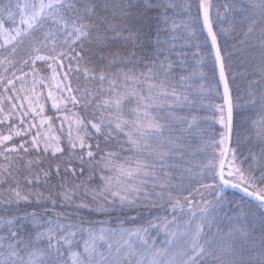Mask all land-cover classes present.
Masks as SVG:
<instances>
[{
    "label": "snow or ice",
    "instance_id": "snow-or-ice-1",
    "mask_svg": "<svg viewBox=\"0 0 264 264\" xmlns=\"http://www.w3.org/2000/svg\"><path fill=\"white\" fill-rule=\"evenodd\" d=\"M145 4L152 9L150 0ZM134 7L145 5L0 0V205L6 213L0 216V264H264V95L259 120L252 121L260 152L242 156L233 146L240 104L219 42L227 30H216L212 0H190L182 8L185 29L195 34L202 24L206 31L194 54L198 65L210 62L211 79L218 69L223 86V102L208 106L211 116H201L198 106L205 89H213L194 82L197 74L174 66L159 47L168 42L159 39L160 17L153 54L159 62L138 56V41L151 35L153 24L146 12L132 15ZM163 7L167 22V10L176 6ZM223 9L216 8L217 18L232 6ZM240 10L252 13L244 37L256 34L264 81V0H249ZM117 40L131 51H109ZM208 80L201 71L199 81ZM49 101L62 116L46 114ZM209 120V128L219 125L218 137L200 128ZM97 171L100 183L92 187ZM229 188L250 199H229ZM117 204L125 219L118 217L116 227L79 215L108 214ZM21 205H50L53 214L21 215ZM57 206L73 212H55ZM141 207L148 217L129 215ZM240 217L247 227L224 230L225 220ZM25 222L32 227L27 235Z\"/></svg>",
    "mask_w": 264,
    "mask_h": 264
},
{
    "label": "trees",
    "instance_id": "trees-1",
    "mask_svg": "<svg viewBox=\"0 0 264 264\" xmlns=\"http://www.w3.org/2000/svg\"><path fill=\"white\" fill-rule=\"evenodd\" d=\"M7 2V0H5ZM119 2V0H117ZM152 9L147 10V5L145 4V0H132L134 5H145L143 8H133L131 10L132 15L143 16L146 15L148 18L152 19V30L151 35L142 37L140 41H138L137 53L138 56H148L151 58H156L153 56L156 51L157 45L155 44L156 40V24L157 17H160L159 20V28L160 34L159 39L161 41L167 40V43H162L159 45L161 49L164 50V55H167L169 60H171L175 65L183 64L184 70L187 72H195L197 76L194 78V82L198 83H207L209 87L213 89V93L215 91H219L220 96H216L213 93H209L207 89L203 95L206 99L203 101L202 105L198 107L201 108L199 114L201 116L208 115L211 116V110L209 109L210 104H219L222 103V94L223 90L221 84L219 83V75L218 70H216L215 79H211V63L205 65L201 68L197 61L199 57L194 56L197 51V44L203 43L204 37L206 36V32L201 31V27H198L195 34H191L189 30L183 27L184 21L186 19L184 13L182 12V8L184 5L190 2V0H150ZM249 1L242 0H212L213 4V19L215 22V28L217 31L220 29L227 30L225 33H222L219 37V42L222 48V53L225 56V64H226V73L229 80V86L231 90V94L233 96L234 102L240 104V107L234 113V132H233V146H239L240 152L242 156L248 155L249 151L255 152L259 154L260 146L256 141L254 129L252 126L253 120H259L260 112H261V96L264 95V81L261 80V75L258 71L260 65V48L259 42L256 38V34L254 33L252 37L245 39L244 32L247 30L250 21L246 20V17L252 15L250 11H241V8H247ZM174 4L175 8H170L167 10L168 20L164 22L163 14L164 7L167 4ZM229 4L232 6V9L223 17H216V8L219 7L220 11L223 12V5ZM173 25H176V29L173 30ZM136 27H139L137 25ZM145 32L148 29H144ZM124 35H127L125 33ZM244 40V43L240 41ZM255 44L256 47H252L251 45ZM127 49L131 51V46L125 44L122 40H117L109 44L108 50L112 52H118L121 50ZM171 50V51H169ZM203 55V53H201ZM93 59H98V56L93 57ZM157 62H159V58H156ZM204 71L208 74V81H199V73ZM74 79V77H73ZM255 99L256 103L251 104L250 101ZM212 124V121L209 120L207 123H201L200 128L206 130L208 133L215 132L217 137L219 134V125L216 124L214 128H209L208 125ZM195 129L193 130V134H195ZM193 146L198 145V139H193ZM246 166V165H245ZM79 171V169H77ZM100 172L97 171L93 177L92 181L89 183L92 187H96L99 183ZM89 173L86 171L84 177L81 179H87ZM57 181H53L56 183ZM205 183L210 182L208 180L204 181ZM83 192V189H81ZM187 195V193H185ZM226 196L229 199L233 200H245L248 201L250 198L244 197L242 193L234 189H227ZM205 198L208 200H212L213 197L207 193H205ZM199 199V197H197ZM253 204L255 202H252ZM234 207V206H233ZM116 211H112L108 214L99 215L92 214L86 211H82L79 213L80 216H83L86 220H108L110 221L111 227H116L118 225L117 218L125 219V213L119 210V205H116ZM225 210H228L226 208ZM13 212H16L17 209L15 207L12 208ZM55 212L64 211L67 213H72L73 209L70 207L61 208L57 206L54 210ZM127 211V210H125ZM239 211V210H237ZM247 211V209H245ZM19 212L22 215L24 212H36L38 214H44V218L47 219L49 215L53 214V210L49 205L47 210L44 205L40 206H24L21 205L19 208ZM152 214H160L163 215L162 209H153ZM231 211H229V215H231ZM6 215L4 211V206L0 205V216ZM129 215H139L142 217H148V209L146 208H137L135 211L129 213ZM73 219H76V215L73 214ZM171 215L169 214V219ZM241 218L240 228H245L248 226V222L244 217ZM229 222L227 220L224 221L222 225L224 230H226V223ZM137 223H143V220H138ZM129 226V225H126ZM99 227V225H98ZM229 227V226H228ZM32 231V227L30 224L25 222L22 228V234L27 235ZM154 234V233H153ZM163 239V236L160 237Z\"/></svg>",
    "mask_w": 264,
    "mask_h": 264
},
{
    "label": "rangeland",
    "instance_id": "rangeland-1",
    "mask_svg": "<svg viewBox=\"0 0 264 264\" xmlns=\"http://www.w3.org/2000/svg\"><path fill=\"white\" fill-rule=\"evenodd\" d=\"M242 1H249V0H242ZM45 95H46V92H45ZM69 107H71V105H69ZM73 110L75 111V109H73ZM46 114L50 115V116H54V117H59V116L63 115V113H56L55 110H53L51 108V102L50 101L46 105ZM59 124H60V121H59V118H57L55 120L56 127H59ZM65 129H67V125H65ZM240 224H241V218L235 219L232 222H227L225 224L226 225L225 227H226V230H227L228 226H238L239 227Z\"/></svg>",
    "mask_w": 264,
    "mask_h": 264
},
{
    "label": "water",
    "instance_id": "water-1",
    "mask_svg": "<svg viewBox=\"0 0 264 264\" xmlns=\"http://www.w3.org/2000/svg\"><path fill=\"white\" fill-rule=\"evenodd\" d=\"M206 32V31H205ZM218 70V69H217ZM218 75H219V73H218ZM221 87H222V90H223V86H222V84H221ZM232 189V188H231ZM234 190H236V189H234ZM238 191V190H237ZM243 194V193H242Z\"/></svg>",
    "mask_w": 264,
    "mask_h": 264
}]
</instances>
